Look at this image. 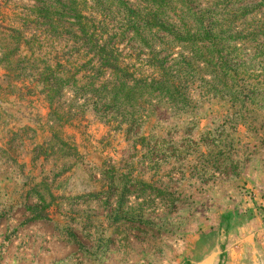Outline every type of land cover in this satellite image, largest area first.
<instances>
[{
    "label": "rangeland",
    "instance_id": "374dc122",
    "mask_svg": "<svg viewBox=\"0 0 264 264\" xmlns=\"http://www.w3.org/2000/svg\"><path fill=\"white\" fill-rule=\"evenodd\" d=\"M256 182L264 0H0V264H174Z\"/></svg>",
    "mask_w": 264,
    "mask_h": 264
},
{
    "label": "crops",
    "instance_id": "0c3cea01",
    "mask_svg": "<svg viewBox=\"0 0 264 264\" xmlns=\"http://www.w3.org/2000/svg\"><path fill=\"white\" fill-rule=\"evenodd\" d=\"M253 184L252 197L241 193L235 207L213 216L195 238L199 249L193 257H179L173 263L264 264V183Z\"/></svg>",
    "mask_w": 264,
    "mask_h": 264
},
{
    "label": "trees",
    "instance_id": "16d2710c",
    "mask_svg": "<svg viewBox=\"0 0 264 264\" xmlns=\"http://www.w3.org/2000/svg\"><path fill=\"white\" fill-rule=\"evenodd\" d=\"M102 50H104L103 48H102ZM101 55H100V57H101V59H102V62L105 64V65H112V64H115V63H113L114 62V60H113V58L111 57V55L110 54H107L105 51H104V53H101V49L98 51ZM112 60H113V62H112ZM117 65V64H116ZM118 66V65H117Z\"/></svg>",
    "mask_w": 264,
    "mask_h": 264
}]
</instances>
